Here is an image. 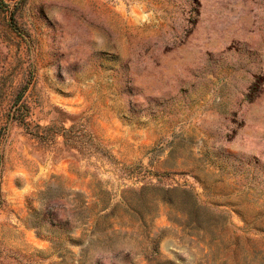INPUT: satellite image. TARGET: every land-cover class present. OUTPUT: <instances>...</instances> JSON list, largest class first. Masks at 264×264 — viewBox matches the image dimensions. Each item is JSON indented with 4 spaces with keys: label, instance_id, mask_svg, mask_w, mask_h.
Here are the masks:
<instances>
[{
    "label": "rangeland",
    "instance_id": "1",
    "mask_svg": "<svg viewBox=\"0 0 264 264\" xmlns=\"http://www.w3.org/2000/svg\"><path fill=\"white\" fill-rule=\"evenodd\" d=\"M0 264H264V0H0Z\"/></svg>",
    "mask_w": 264,
    "mask_h": 264
},
{
    "label": "trees",
    "instance_id": "2",
    "mask_svg": "<svg viewBox=\"0 0 264 264\" xmlns=\"http://www.w3.org/2000/svg\"><path fill=\"white\" fill-rule=\"evenodd\" d=\"M80 138H81V137H76V141L78 142ZM152 260H154V259H151V261H152ZM156 260H157V258H156Z\"/></svg>",
    "mask_w": 264,
    "mask_h": 264
}]
</instances>
